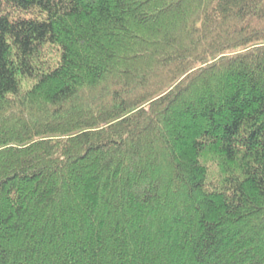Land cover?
Returning <instances> with one entry per match:
<instances>
[{"label": "trees", "instance_id": "obj_1", "mask_svg": "<svg viewBox=\"0 0 264 264\" xmlns=\"http://www.w3.org/2000/svg\"><path fill=\"white\" fill-rule=\"evenodd\" d=\"M0 264H264V0H0Z\"/></svg>", "mask_w": 264, "mask_h": 264}, {"label": "rangeland", "instance_id": "obj_2", "mask_svg": "<svg viewBox=\"0 0 264 264\" xmlns=\"http://www.w3.org/2000/svg\"><path fill=\"white\" fill-rule=\"evenodd\" d=\"M45 48H53L56 50L55 51H51V52H46V57L53 63L55 64V62L57 61V59H59V51H57V48L54 45H45ZM29 86V84H27L26 82H21V89H25Z\"/></svg>", "mask_w": 264, "mask_h": 264}]
</instances>
